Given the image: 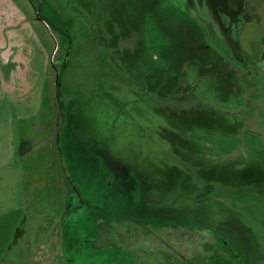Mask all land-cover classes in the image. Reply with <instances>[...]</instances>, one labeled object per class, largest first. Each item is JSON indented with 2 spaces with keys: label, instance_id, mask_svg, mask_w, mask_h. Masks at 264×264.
I'll return each instance as SVG.
<instances>
[{
  "label": "rangeland",
  "instance_id": "374dc122",
  "mask_svg": "<svg viewBox=\"0 0 264 264\" xmlns=\"http://www.w3.org/2000/svg\"><path fill=\"white\" fill-rule=\"evenodd\" d=\"M103 2L0 0V264H69L66 230L74 245L99 246L106 227L108 241L132 243L151 264L166 257L162 238L191 257L210 232L236 247L241 264H264V141L248 156L256 168L235 170V132L248 131L237 121H255L264 137V43L253 53L264 21L241 22L244 53L234 60L212 11L193 0V26L223 60L245 67L230 72L208 54L214 64L195 57L209 66L178 73L183 48L146 19L148 6L135 5L138 21L123 15L124 0ZM183 74L188 86L175 94ZM245 99L254 120L234 114ZM206 182L211 191L199 196ZM106 194L105 212L122 221L98 228L83 217L68 228L78 195L97 204ZM84 247L74 248L76 264H128Z\"/></svg>",
  "mask_w": 264,
  "mask_h": 264
},
{
  "label": "flooded vegetation",
  "instance_id": "af4514ba",
  "mask_svg": "<svg viewBox=\"0 0 264 264\" xmlns=\"http://www.w3.org/2000/svg\"><path fill=\"white\" fill-rule=\"evenodd\" d=\"M107 1V0H106ZM193 0H124L123 6L121 7L123 9V15H128L132 18H135L139 21L138 18L140 17V9L142 6H148L149 11L147 13L146 19L149 21V19L152 20V22H156L158 24H161L164 31L170 35V40L172 42H175L177 49H182L180 54L178 55L177 60L181 59L183 64H179L177 66V72L179 73H188L190 71V66H197L200 69H204L206 66H209L206 64H193L192 59L197 57L200 59V62L202 63L203 60H205V63L210 60L212 64H214V60L211 58V56L215 57L218 56L221 58V61L224 65L228 66V70L230 72L235 73L236 71H240L242 67H245L244 65L238 66L235 64H232L229 60L226 59L223 60V57H225L218 49L212 47L208 44V42L205 39L204 33L199 30V27L195 28L193 26L192 21H194V17L191 14L190 6L192 5ZM203 2V4L209 8L213 13V20H216L217 26L219 31L221 32V36L223 40L225 41L227 45V49L229 51L228 55H231L233 59H237L240 56L239 52H243L244 50L240 46L239 36H238V28L240 27L241 22H245L248 20L254 19L255 23H261V21H264V2L261 3L257 0H251L249 3L247 0H200ZM135 5L138 7H141L140 9H135ZM101 6H105V3L103 0H94V8L100 9ZM164 15L166 19L161 17L160 15ZM145 15V14H144ZM143 15V17H144ZM112 19H116V17H111ZM174 20L179 21L181 24H184L183 33L175 31L172 27H168L166 24L169 22H172ZM205 23L207 21L201 19ZM142 22V21H141ZM161 22V23H159ZM166 22V23H165ZM186 34L184 35V33ZM188 34V35H187ZM264 43V40L261 41L258 45V48H255V52H253L255 55H260V51L262 50V45ZM187 45V46H185ZM211 55L209 57V55ZM212 59V60H211ZM241 67V68H240ZM250 71V69H249ZM239 77V76H237ZM181 78V79H180ZM178 82L173 81L174 85V93L178 94L179 92H184L183 90L187 88L188 86V79L187 75L183 74L182 77H180ZM233 83V82H232ZM246 84H250V78L248 77ZM59 84V82H58ZM249 85V86H250ZM59 86V85H58ZM179 88V91L177 89ZM173 94V95H175ZM175 97H171V100ZM249 105L250 101L245 99L244 104L239 107L237 110L238 112H234L235 116L236 114H243L245 115L248 113V116L252 119V116L249 113ZM246 116V115H245ZM239 120V118H237ZM254 120V119H252ZM238 128H244V130H248L247 133L244 135L243 132H240L238 130L235 132V136L239 138V146H238V153L240 154V159L236 160V166L235 170L238 172V174H242L244 170H248L249 168H256V163L253 162L248 158V156L255 155L256 149L258 150L263 141L264 137L261 135V130L258 127V124L255 121H252L250 124H244L242 122V125L237 121ZM254 152V153H253ZM233 157V156H230ZM217 173L215 172V175ZM251 179L255 182H260V177H251ZM198 189V187H197ZM201 193L199 196H207L209 192L211 191L210 186H208L207 182L205 185L201 188H199ZM202 193H204L202 195ZM104 198H100L97 202V204L92 201H89L88 199L80 198L78 195V198H76L71 203V212L69 214V224L68 228H70L72 224V221H75L77 218L78 222L80 223L82 218H87L90 222H95L96 225L99 228L100 225H103L102 223H105V225H110L111 223L115 221H122L121 218L118 215H109L107 214V203H105V199L108 198V195H104ZM83 205L86 207V213L83 214V210H81V207ZM84 208V207H83ZM126 209H129L127 207ZM105 210L107 212H105ZM134 220V219H133ZM84 221V219H83ZM146 225L149 223H145ZM154 224V223H153ZM139 226V225H138ZM176 224L169 227L175 228ZM96 227V228H97ZM67 228V229H68ZM107 227L103 228V234L105 235V239H103V243L99 246L95 245V238L94 240H88L85 242H81L83 245L81 246L78 241L76 245L73 244L75 237L72 236V232L69 229V231L66 230L65 234V240H64V248L66 252L68 253L67 261L69 264H76L75 261L78 257L75 256V254L72 255L74 252L75 246L78 247V254H79V248H81V251L84 250V246L91 248H100V252L104 250L105 254L100 258V260H110V259H119L122 262L128 263V264H151L148 263V260L143 259H137L134 254L138 251V249L135 248V252L133 253V247L132 243L128 244L129 246L124 245L126 248L120 247L116 242L108 241L107 240ZM173 233V229L169 231ZM99 230L97 231L98 236ZM131 233V231H130ZM100 234V233H99ZM174 234V233H173ZM185 234V233H183ZM214 235L212 232H210L209 236L210 238L207 240V238L204 236L199 241V247L200 250L198 253L193 254L191 257H188L185 253L180 252L175 246H173L169 241H166L164 238H162L163 248L162 253L164 252L166 257L165 259L155 262L153 261L152 264H241L240 263V255L239 252L236 250V247H234L232 244H229V241L223 238H219ZM96 236V237H97ZM215 243L218 245V250L215 251L210 255V257H207V254L210 246ZM127 244V243H126ZM113 247V251L109 250L108 248ZM146 247V249H148ZM124 249H126L127 257L121 256L124 253ZM95 254V253H93ZM177 255V257L175 256ZM121 257H117V256ZM139 256H142L141 254H138ZM124 257V258H123ZM179 260V261H177ZM181 260L183 262H181ZM137 261V262H136ZM101 264V263H100Z\"/></svg>",
  "mask_w": 264,
  "mask_h": 264
}]
</instances>
